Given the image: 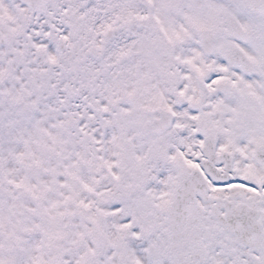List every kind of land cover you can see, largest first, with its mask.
Instances as JSON below:
<instances>
[{"label":"snow or ice","instance_id":"1","mask_svg":"<svg viewBox=\"0 0 264 264\" xmlns=\"http://www.w3.org/2000/svg\"><path fill=\"white\" fill-rule=\"evenodd\" d=\"M0 264H264V0H0Z\"/></svg>","mask_w":264,"mask_h":264}]
</instances>
